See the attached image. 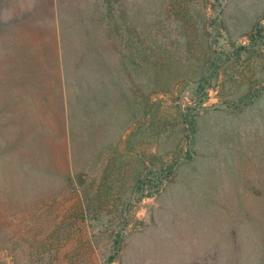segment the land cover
I'll list each match as a JSON object with an SVG mask.
<instances>
[{"label": "rangeland", "instance_id": "obj_1", "mask_svg": "<svg viewBox=\"0 0 264 264\" xmlns=\"http://www.w3.org/2000/svg\"><path fill=\"white\" fill-rule=\"evenodd\" d=\"M47 2L0 0V264H107V164L172 171L111 264H264V0H58L62 53Z\"/></svg>", "mask_w": 264, "mask_h": 264}, {"label": "trees", "instance_id": "obj_2", "mask_svg": "<svg viewBox=\"0 0 264 264\" xmlns=\"http://www.w3.org/2000/svg\"><path fill=\"white\" fill-rule=\"evenodd\" d=\"M48 2L46 3L48 5L47 8V14L49 15V18L53 21L52 27L56 30H58V38H57V43H58V48H59V53L63 52V49L60 45V40L62 41V34L64 33L62 24H63V19L62 15L60 12L58 0H47ZM70 4V3H69ZM74 10V9H71ZM63 12L66 13L67 16H70L71 22L69 24L68 19L66 20V26L67 27V32H70L73 30L75 27V23H78V19L76 16L74 18L72 17V11H69L68 9H63ZM77 15V14H76ZM50 24V23H49ZM258 25V24H257ZM66 30V29H65ZM62 32V33H61ZM60 33V34H59ZM80 57L78 58L76 55L74 58L71 60L72 65V73L76 71V62L80 59L82 56L88 59V56L92 55L90 51H84L80 52ZM90 67V66H89ZM76 74V73H75ZM151 162V161H150ZM109 166L110 164L106 165V169L103 172L102 179L100 181V185L98 188V192L92 197L89 198L88 196L83 195L80 199V220L82 219H87L88 215L90 212H96L98 213H105L108 215H113L115 219H118L121 223V227L118 229V231L115 233V236L112 238V254L108 258L107 264L113 263L117 258L120 252L123 249V242L125 239V236L123 235L125 232V228H127L128 225L134 222L135 218L133 213L131 212L132 209V202L127 201L123 202L122 201V195L123 192L125 191V186L127 183L131 182L132 180L136 179V192L135 194H139V196L135 199V203L139 202L140 199L151 196L153 192H158L159 188L163 182V180H166L170 176H172V171L171 169L165 168V169H160V173L157 176V180H151L148 178V173H145L144 175L137 176L132 175L130 177V174L124 173V176H121L119 172H115L111 174V171H109ZM121 171L120 169H118ZM122 172V171H121ZM123 174V173H122ZM141 174V173H139ZM81 181V185H83L84 181ZM151 185L150 188L148 187ZM121 206V209L119 210L118 207Z\"/></svg>", "mask_w": 264, "mask_h": 264}]
</instances>
